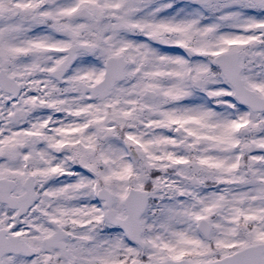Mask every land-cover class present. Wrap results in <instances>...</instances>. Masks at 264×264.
<instances>
[{"label":"snow or ice","instance_id":"6c2138e0","mask_svg":"<svg viewBox=\"0 0 264 264\" xmlns=\"http://www.w3.org/2000/svg\"><path fill=\"white\" fill-rule=\"evenodd\" d=\"M0 264H264V0H0Z\"/></svg>","mask_w":264,"mask_h":264}]
</instances>
